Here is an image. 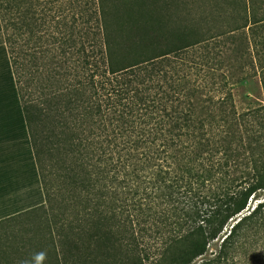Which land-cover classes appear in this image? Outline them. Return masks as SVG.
<instances>
[{
    "label": "trees",
    "instance_id": "16d2710c",
    "mask_svg": "<svg viewBox=\"0 0 264 264\" xmlns=\"http://www.w3.org/2000/svg\"><path fill=\"white\" fill-rule=\"evenodd\" d=\"M0 43L60 264L263 259L264 0H0Z\"/></svg>",
    "mask_w": 264,
    "mask_h": 264
},
{
    "label": "crops",
    "instance_id": "0c3cea01",
    "mask_svg": "<svg viewBox=\"0 0 264 264\" xmlns=\"http://www.w3.org/2000/svg\"><path fill=\"white\" fill-rule=\"evenodd\" d=\"M0 264H60L3 43H0Z\"/></svg>",
    "mask_w": 264,
    "mask_h": 264
},
{
    "label": "rangeland",
    "instance_id": "374dc122",
    "mask_svg": "<svg viewBox=\"0 0 264 264\" xmlns=\"http://www.w3.org/2000/svg\"><path fill=\"white\" fill-rule=\"evenodd\" d=\"M229 88L233 97L234 106L237 110H242L249 105H254L255 102L262 101V92L256 76H250L244 80L235 82L231 84ZM262 197H264V192L255 194L252 198H250L247 202V210L251 209L257 202L258 198L261 199ZM219 241L220 237L210 241L208 244V249L204 255H202V258H211L218 248ZM243 247L244 246L237 247V254L231 260H227L224 264H243ZM249 249L251 254H264V247L259 243L256 244V246L253 245L252 248L250 247ZM197 261H199V258L195 260V262ZM259 263L264 264V257L260 262H255L253 260L251 261V264Z\"/></svg>",
    "mask_w": 264,
    "mask_h": 264
}]
</instances>
